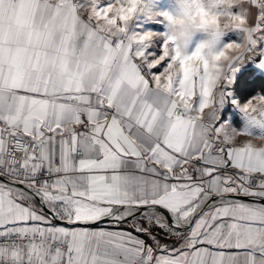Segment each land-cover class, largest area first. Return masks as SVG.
I'll return each instance as SVG.
<instances>
[{
    "label": "snow or ice",
    "instance_id": "obj_1",
    "mask_svg": "<svg viewBox=\"0 0 264 264\" xmlns=\"http://www.w3.org/2000/svg\"><path fill=\"white\" fill-rule=\"evenodd\" d=\"M247 3L238 42L189 51L133 26L144 0H0V264H264V112L227 91L264 70ZM138 215L140 235L99 227Z\"/></svg>",
    "mask_w": 264,
    "mask_h": 264
},
{
    "label": "clouds",
    "instance_id": "obj_2",
    "mask_svg": "<svg viewBox=\"0 0 264 264\" xmlns=\"http://www.w3.org/2000/svg\"><path fill=\"white\" fill-rule=\"evenodd\" d=\"M247 0H170L173 11L155 12L149 18L155 20L156 16L164 17L167 21V30L177 39H189L194 36H202L205 43L211 42L217 35L219 39L223 34L242 29L247 26V16L243 5ZM125 13L127 21L131 22L134 15L133 6L127 5ZM232 13V15H229ZM126 26V25H122ZM227 48H221L213 53V62L226 64L230 62L233 52ZM218 57V61L215 59ZM219 95V93H217ZM251 108L257 113L264 112V100L257 95ZM233 137L232 143L238 145L240 137L230 131ZM253 147L264 148V140H252Z\"/></svg>",
    "mask_w": 264,
    "mask_h": 264
},
{
    "label": "rangeland",
    "instance_id": "obj_3",
    "mask_svg": "<svg viewBox=\"0 0 264 264\" xmlns=\"http://www.w3.org/2000/svg\"><path fill=\"white\" fill-rule=\"evenodd\" d=\"M244 9H249L253 12L256 11V9L248 4L247 2L243 5ZM173 11V6L170 3V0H144V6L143 10L140 14L137 15V17L132 21L133 26H139V30L141 31H151L153 33H164L167 30V21L164 19V17L156 16L155 20L150 19L149 17L155 13V12H168L171 13ZM203 39L202 36H194L190 37L187 41L188 43V50L191 51L199 42H201ZM237 41V34L233 32H228L226 34H223L220 38V44H224L227 42ZM149 51H152V49H149ZM162 70V69H161ZM248 71L250 75H258L264 79V70L260 69L254 62L249 61L245 64H243L239 71L236 73L233 83L227 91H230L231 93V99L238 100L239 103H244L251 97H254L256 95H262L260 92L256 91L252 95H247L244 92H240L236 90V83L238 81L240 74L243 72ZM228 107V111H225L224 115L227 116L228 120H230L231 127L235 128L237 120L241 123V127L244 126L245 120L242 116V114L236 109L231 102L225 103ZM235 120V122H233ZM140 219V217L138 218ZM131 221L128 226L132 227V224L136 223L137 220ZM110 224H106L108 226Z\"/></svg>",
    "mask_w": 264,
    "mask_h": 264
},
{
    "label": "trees",
    "instance_id": "obj_4",
    "mask_svg": "<svg viewBox=\"0 0 264 264\" xmlns=\"http://www.w3.org/2000/svg\"><path fill=\"white\" fill-rule=\"evenodd\" d=\"M238 81L236 83V90L240 92H244L247 95H252L256 91L260 92L261 94H264V79L258 75H250L248 71L243 72L240 74ZM106 225V224H104ZM100 225V226H104ZM129 224H119L117 225L120 229H126ZM99 226V227H100ZM129 231L135 233L134 229L130 227ZM136 235H140L138 233H135Z\"/></svg>",
    "mask_w": 264,
    "mask_h": 264
},
{
    "label": "crops",
    "instance_id": "obj_5",
    "mask_svg": "<svg viewBox=\"0 0 264 264\" xmlns=\"http://www.w3.org/2000/svg\"><path fill=\"white\" fill-rule=\"evenodd\" d=\"M225 111H228V107L226 104L223 105V107L220 109V123H227L228 125H231L232 122H230V120H228L227 116L224 115ZM235 122V120L233 121ZM234 124H236V129H240L241 128V123L237 120V122H235ZM231 131V129L229 128V132ZM247 139L246 137H240L238 143H240L241 141ZM49 221H51L50 219H48ZM52 222V221H51ZM67 222V221H66ZM53 225L55 226H61L58 224H55L52 222ZM61 227H65V226H61ZM101 228H107L110 230H114V231H123V232H129L130 227H127L126 229H120L116 224L112 223L108 226L104 225V226H100ZM69 228V227H67ZM133 235H136L135 233H133Z\"/></svg>",
    "mask_w": 264,
    "mask_h": 264
},
{
    "label": "water",
    "instance_id": "obj_6",
    "mask_svg": "<svg viewBox=\"0 0 264 264\" xmlns=\"http://www.w3.org/2000/svg\"><path fill=\"white\" fill-rule=\"evenodd\" d=\"M240 199H243V200H245L246 202H252V198L241 197ZM256 202L259 203L258 200H257ZM138 218H139V215L137 216L136 219H138ZM48 219H50L53 223L58 224V225H61V226H65V227H69V228L73 227V225H69L68 222H66V221L53 220V218H52L51 215L48 216ZM131 221H134V220H133L132 218H129V221H128V222H124V223H121V224H127V223H130ZM104 224H112V222H110V221H105V222H103V223L100 224V225H104ZM100 225H99V226H100Z\"/></svg>",
    "mask_w": 264,
    "mask_h": 264
}]
</instances>
